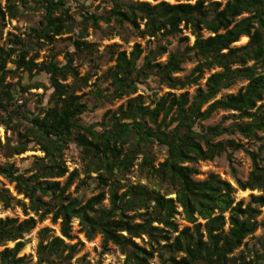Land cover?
Returning a JSON list of instances; mask_svg holds the SVG:
<instances>
[{
    "label": "trees",
    "instance_id": "obj_1",
    "mask_svg": "<svg viewBox=\"0 0 264 264\" xmlns=\"http://www.w3.org/2000/svg\"><path fill=\"white\" fill-rule=\"evenodd\" d=\"M71 1L5 0L0 5V41L6 19L15 20L22 11L41 12L37 25L24 33L29 40L7 34L0 45V125L17 137L11 149L14 155L28 151L30 142L43 154L29 171L0 166V177L21 197L0 187L1 207L17 206L26 216L21 221L0 219V264H27L25 256H18L23 237L47 218L58 223L60 236L47 238V229L38 232V264H69L78 252L77 243H66L73 240L72 220L86 240L100 236L102 251L113 245L123 256L122 264H150L154 255L159 264H264V221H257L264 207V1L176 0L169 4L150 0V4L105 0L109 4L105 14L83 12V28L89 25L97 30L99 22L118 29L128 25L137 38L155 41L154 49L147 51L139 44L127 53L108 48L115 55L113 65L100 77L108 88L100 90L93 84V98L98 102L126 98V102L90 125L81 123L86 105L76 95L87 86L89 75L78 76L73 56H91L93 45L77 37L72 42L74 54L67 55L63 65L55 63L53 56L40 63L26 59L34 46L39 48L40 40L50 42L73 33L67 12ZM183 32L193 38L191 45ZM242 37L246 43L236 46ZM169 38H176L178 46L184 47L170 51ZM163 55L165 62H158ZM11 57L15 71L47 76L51 106L39 109L36 115H29L24 105L11 108L18 92L25 91L20 85H2L4 77L13 73L4 70ZM191 61L195 65L186 77H174ZM205 73L203 87H197L191 96L186 93ZM149 77L168 92L145 104L136 91ZM68 78L70 83H66ZM242 82L235 93L216 98ZM215 111H232L234 121L227 127L218 123L200 130V123ZM233 134L258 144L255 152L244 149L251 163L244 181L235 178L231 160L232 152L243 146L231 140L214 141ZM73 143L79 149L83 178L92 180L97 189H106L84 202L68 193L79 176L78 170L68 172L63 160L64 151ZM155 146L164 150V158L157 164ZM223 153L237 189L257 191L258 195H250L247 202L235 201V189L217 175L194 179L198 174L194 165ZM133 168L152 186L121 183ZM61 178H65L62 184ZM172 194L173 198L168 197ZM106 198L108 206L103 207ZM179 215L188 225L182 229L175 223ZM258 228L263 231L258 238L260 251L250 258L243 252L235 255ZM7 243L13 246L6 247Z\"/></svg>",
    "mask_w": 264,
    "mask_h": 264
},
{
    "label": "rangeland",
    "instance_id": "obj_2",
    "mask_svg": "<svg viewBox=\"0 0 264 264\" xmlns=\"http://www.w3.org/2000/svg\"><path fill=\"white\" fill-rule=\"evenodd\" d=\"M145 1L150 4H153L150 0H140ZM164 1L169 4H175L176 0H156V2ZM222 1V0H217ZM264 1V0H263ZM182 2V1H181ZM5 0H0V5L3 6ZM69 7L68 15H70L73 21V33L64 34L58 37H55L52 41L47 42L45 40H40L37 45L39 48L33 47L29 51L27 58H34V62H47L50 60V57L53 56V61L58 65H63L67 55L74 54V48L72 42L76 40L77 37L87 43L93 45V51L91 56H85L84 54L74 55L73 67L76 68L77 74L79 77L89 75L88 83L86 87L81 88L76 92V95H81V101L86 105V111L80 116L81 123L84 125H90L93 123H99L106 111H114L118 106L124 105L126 98L117 99L111 102H98L93 98L92 90L98 87L100 90H105L108 88V82L101 80V76L105 71L113 65V58L115 55L111 56L108 52V48L113 46V50L124 51L125 53L129 52L134 44H139L141 48L154 49L155 41L153 39H139L131 33V30L128 25H124L122 29H118L113 24H104L103 22L98 23V29L93 30L89 25H86L85 28L81 26L83 12L94 13V14H105L109 10V4L105 0H96V1H82V0H73L67 5ZM41 17V12H32V11H22V14L17 17L15 20L8 21L7 19L4 22L2 28V40L0 45H3L4 39L7 34L12 35H21V37L27 41L29 40L24 34L28 27L36 26L38 20ZM184 35H187L189 38L188 44L191 45L193 38L189 36L187 32H183ZM203 36H207L206 32H203ZM170 44L168 49L170 51L175 48H183L184 44L178 46L176 38H169ZM247 39L241 38L236 46L245 44ZM161 44H164V41L160 40ZM31 44V42H30ZM14 57H11L10 60L5 62L4 70L12 71V74H7L3 81V86H9V88H18V85L25 88L22 93L18 92V97L16 101L11 106L13 109H19V106L24 105V108L29 115H36L41 108H46L51 106L50 95L52 93L51 87L47 80V76L40 74L32 76L27 75L22 70L15 71V65L11 62ZM141 59L137 62V66L141 65ZM166 60V55H163L157 59L158 62L164 63ZM195 62H185L181 66V72L175 74L174 77L182 79L186 77L194 67ZM34 73V72H33ZM2 73L0 72V76ZM208 76V73H205L202 78L199 80L197 86H189L185 90L190 96L193 94L197 87H203L205 78ZM32 77V78H31ZM71 79L68 78L66 83H70ZM96 84V87L93 86ZM244 83H237L235 86L228 90L221 91L216 98L223 97L227 94L235 93ZM2 87L0 84V98L3 97ZM168 92L163 86H160L156 83L153 77L142 81L137 85V95H141L144 98L145 104H149L151 101L155 100L157 97L162 96ZM182 91H174L173 93L179 94ZM132 97V96H131ZM233 113L226 111H215L211 116L202 121L198 127L200 130H204L208 126H213L218 123H221L222 127H227L232 124L234 118L232 117ZM233 141L234 143L240 144L243 146L242 149L232 152L231 160L232 167L234 169V176L236 179L244 181L248 175V172L251 168V163L249 157L247 156L244 149L248 151H256L258 144L254 142L247 141L243 139L238 134L233 135H222L214 141ZM17 144V137L4 129L0 125V166L12 165L15 169L19 171H29L33 168L34 162L37 158H41L43 154L38 150V147L32 142L27 144L28 151L20 154L14 155L12 152V147H15ZM156 153L155 164L161 162L164 158V150L158 146L154 147ZM262 156H264V150L262 151ZM63 160L66 165L68 172L72 170H78L79 176L78 179L74 181V184L69 188L68 193L70 197H81L82 201H86L91 196L96 195L99 191L106 192V189H97L95 183L92 180H86L81 174V163L79 160V149L76 145L69 144L68 148L64 151ZM195 169L198 172L194 176L195 180H203L209 174H215L220 179L230 183V185L235 189L233 197L235 201H244L247 202L250 198V195L256 196L259 194L257 191H240L237 189L234 179L230 173V165L227 160L226 154L223 153L220 156L214 158L212 161H202L194 165ZM95 175L92 174L91 177ZM65 178L59 179V182L62 184ZM141 183L152 186L151 183L141 177H139L136 168H133L131 172L126 176V179L122 181L123 184L131 183ZM0 187L5 188L9 191L10 195L20 199V196H17L13 190V185L9 184L5 179L0 177ZM160 193H163L162 188L159 189ZM168 197L173 198L174 195H168ZM0 204V219L3 218H15L19 221L26 218L24 213L17 206L9 207L4 209ZM103 207L108 206L107 198L102 202ZM180 209L177 208V211ZM28 216H32L30 213ZM258 222L264 221V207L261 208V213L257 218ZM175 223L178 226V229L188 226L182 219V216L179 215L175 218ZM72 236L73 240L66 243L74 244L77 243L78 252L73 256L69 264H122L123 256L119 253L117 249L111 244L106 247V250L102 251L101 249V239L99 235H95L91 240H86L84 236L79 233V227L76 220H72ZM42 229H47L44 234L47 238L50 237H59V225L58 223L53 224L50 219H45L42 222L38 223L29 233L25 234L23 237L24 246L19 252L18 256H25L27 264H38L36 257V248L38 242V232ZM263 235L261 228H258L252 236L247 237L244 240V245H242L237 253L243 252L246 254L247 258H250L255 251H260V243L258 238ZM145 240V239H144ZM264 240V239H263ZM136 243L141 244L139 239H136ZM13 246V243H7L6 247ZM2 250V247L0 248ZM150 264H159L158 258L154 255V258L150 261Z\"/></svg>",
    "mask_w": 264,
    "mask_h": 264
},
{
    "label": "bare ground",
    "instance_id": "obj_3",
    "mask_svg": "<svg viewBox=\"0 0 264 264\" xmlns=\"http://www.w3.org/2000/svg\"><path fill=\"white\" fill-rule=\"evenodd\" d=\"M243 39H245L244 37H242Z\"/></svg>",
    "mask_w": 264,
    "mask_h": 264
}]
</instances>
